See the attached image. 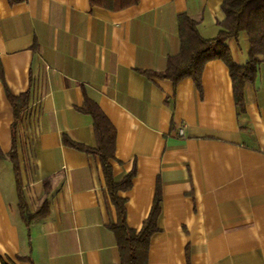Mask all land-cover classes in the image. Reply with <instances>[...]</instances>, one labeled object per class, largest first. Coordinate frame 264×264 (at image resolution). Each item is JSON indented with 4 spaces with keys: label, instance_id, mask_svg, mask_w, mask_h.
<instances>
[{
    "label": "crops",
    "instance_id": "obj_1",
    "mask_svg": "<svg viewBox=\"0 0 264 264\" xmlns=\"http://www.w3.org/2000/svg\"><path fill=\"white\" fill-rule=\"evenodd\" d=\"M223 1L0 0V264H118L99 158L63 142L96 146L85 102L114 128V181L132 174L118 192L127 227L140 230L159 192L147 264H264V59L243 108L221 59L204 64L199 90L144 73L179 51V15L216 36ZM226 44L245 64L246 31ZM6 92L27 94L17 115ZM19 192L26 213L44 201L47 212L27 223Z\"/></svg>",
    "mask_w": 264,
    "mask_h": 264
},
{
    "label": "trees",
    "instance_id": "obj_2",
    "mask_svg": "<svg viewBox=\"0 0 264 264\" xmlns=\"http://www.w3.org/2000/svg\"><path fill=\"white\" fill-rule=\"evenodd\" d=\"M139 0H89L92 6L117 10L123 9L138 3ZM221 10L225 19L219 22L220 31L212 39H205L199 36L195 22L188 15L181 14L178 17L180 36V48L175 56L167 59L166 69L162 72H144L149 77H159L171 80L176 83L181 78L193 79L196 88L200 89V75L204 64L209 60L221 59L228 67L232 77V90L238 107L243 108V85L255 79L258 62L264 59V0H224ZM240 30H244L249 37V58L243 65L235 64L231 58L229 47L226 44L227 37L236 36ZM261 57V58H260ZM7 100L13 107V113L21 111L27 103V94L14 97L6 92ZM99 107L91 102L79 109L89 114L93 119V130L96 138L94 148L76 143L63 136L65 145L72 149L92 154L99 158L102 175L110 201L115 207L117 221L108 228L115 236L120 260L118 264H147V251L150 238L159 231L156 226L160 211V195L156 191L153 205L147 218L144 220L139 231L127 227L125 199L118 196L119 191H124L131 185L130 173L120 182H115L112 175L110 159L114 158L115 131L109 120L98 109ZM14 153L9 157L13 159ZM0 157L2 154L0 153ZM19 188V187H18ZM18 192V191H17ZM47 202L41 203L40 208L33 214L25 212L24 202L19 192V206L23 212V218L30 223L47 212Z\"/></svg>",
    "mask_w": 264,
    "mask_h": 264
},
{
    "label": "built area",
    "instance_id": "obj_3",
    "mask_svg": "<svg viewBox=\"0 0 264 264\" xmlns=\"http://www.w3.org/2000/svg\"><path fill=\"white\" fill-rule=\"evenodd\" d=\"M179 132L182 134L183 132H181V129L179 130Z\"/></svg>",
    "mask_w": 264,
    "mask_h": 264
}]
</instances>
